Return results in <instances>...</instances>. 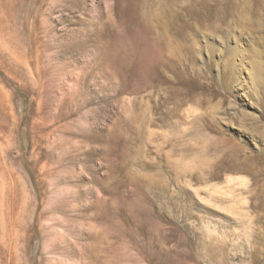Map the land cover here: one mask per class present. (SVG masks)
Here are the masks:
<instances>
[{"label": "rangeland", "instance_id": "rangeland-1", "mask_svg": "<svg viewBox=\"0 0 264 264\" xmlns=\"http://www.w3.org/2000/svg\"><path fill=\"white\" fill-rule=\"evenodd\" d=\"M257 5L0 0V264H264Z\"/></svg>", "mask_w": 264, "mask_h": 264}, {"label": "bare ground", "instance_id": "bare-ground-1", "mask_svg": "<svg viewBox=\"0 0 264 264\" xmlns=\"http://www.w3.org/2000/svg\"><path fill=\"white\" fill-rule=\"evenodd\" d=\"M263 1V6H264V0H262ZM260 2H261V0H257V7L259 8V4H260ZM258 11H259V9L257 10V13H258Z\"/></svg>", "mask_w": 264, "mask_h": 264}]
</instances>
